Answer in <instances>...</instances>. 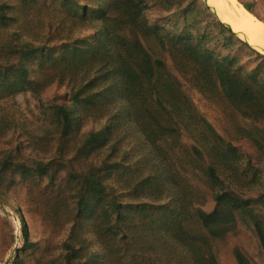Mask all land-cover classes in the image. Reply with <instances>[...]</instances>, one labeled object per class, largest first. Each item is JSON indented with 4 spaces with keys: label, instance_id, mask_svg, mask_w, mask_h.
<instances>
[{
    "label": "rangeland",
    "instance_id": "1",
    "mask_svg": "<svg viewBox=\"0 0 264 264\" xmlns=\"http://www.w3.org/2000/svg\"><path fill=\"white\" fill-rule=\"evenodd\" d=\"M204 2L0 0V264H264V47Z\"/></svg>",
    "mask_w": 264,
    "mask_h": 264
},
{
    "label": "bare ground",
    "instance_id": "2",
    "mask_svg": "<svg viewBox=\"0 0 264 264\" xmlns=\"http://www.w3.org/2000/svg\"><path fill=\"white\" fill-rule=\"evenodd\" d=\"M221 17L233 28L246 34L248 40L264 47V21L257 18L239 0H209Z\"/></svg>",
    "mask_w": 264,
    "mask_h": 264
},
{
    "label": "trees",
    "instance_id": "3",
    "mask_svg": "<svg viewBox=\"0 0 264 264\" xmlns=\"http://www.w3.org/2000/svg\"><path fill=\"white\" fill-rule=\"evenodd\" d=\"M204 13H205V17H206V21L201 20L200 18H198L196 20V23L199 27H201V36L203 38V42L202 44H207L209 43L208 39L210 37H213L217 43H218V39H221L222 37H230V38H235L236 41L238 42H243V43H247L246 40L241 39L238 37V34H240L239 32H237L236 30H234L232 28V26L226 22L225 20H223L222 18H220L219 16H216L212 10H209L211 8V4L209 3H205L204 2ZM212 14V15H211ZM209 26H213L215 28V30L209 28ZM222 49L219 51L218 53H222L221 51L223 49H225L224 46H221ZM217 50V49H216ZM228 50V49H227ZM230 51V50H229ZM230 54H232V51H230ZM212 58H215L218 61H223L220 62L221 64L227 65L230 62V57L227 59L226 57H215L214 55H211ZM238 71L234 70L230 73V76L233 74H236ZM221 231V230H220ZM214 260V256H210L206 259H203V263L202 264H212Z\"/></svg>",
    "mask_w": 264,
    "mask_h": 264
},
{
    "label": "water",
    "instance_id": "4",
    "mask_svg": "<svg viewBox=\"0 0 264 264\" xmlns=\"http://www.w3.org/2000/svg\"><path fill=\"white\" fill-rule=\"evenodd\" d=\"M207 3H210L209 2V0H205ZM214 9V8H213ZM214 12V14L216 15V16H219V17H221V14H219V12H217V11H215V10H213ZM230 24V23H229ZM231 25V24H230ZM234 29V28H233Z\"/></svg>",
    "mask_w": 264,
    "mask_h": 264
}]
</instances>
